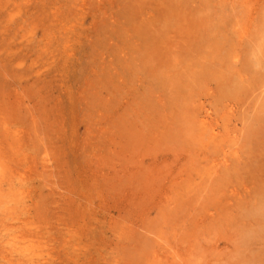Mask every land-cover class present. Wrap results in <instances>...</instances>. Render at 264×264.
Here are the masks:
<instances>
[{"label": "rangeland", "instance_id": "obj_1", "mask_svg": "<svg viewBox=\"0 0 264 264\" xmlns=\"http://www.w3.org/2000/svg\"><path fill=\"white\" fill-rule=\"evenodd\" d=\"M0 264H264V0H0Z\"/></svg>", "mask_w": 264, "mask_h": 264}, {"label": "bare ground", "instance_id": "obj_2", "mask_svg": "<svg viewBox=\"0 0 264 264\" xmlns=\"http://www.w3.org/2000/svg\"><path fill=\"white\" fill-rule=\"evenodd\" d=\"M233 89V88H232ZM231 89V90H232ZM235 91V90H234ZM255 130H256V128H255ZM259 132V131H258ZM260 133V132H259ZM167 134V133H166ZM255 134V133H254ZM261 134V133H260ZM255 136V135H254ZM127 139V138H126ZM260 139H262V137L260 138ZM167 141V140H166ZM263 143V142H262ZM140 144V143H139ZM19 146V145H18ZM128 157V156H127ZM237 162V161H236ZM235 163V162H234ZM252 165V164H251ZM261 167V166H260ZM236 168V167H235ZM255 168V167H254ZM229 175V174H228ZM229 177V176H228ZM153 178V177H152ZM224 179V178H223ZM160 187V186H159ZM215 187V186H214ZM262 220V219H261ZM263 223V222H262ZM263 228V227H262ZM246 233V232H245ZM249 235V234H248ZM245 236H247V235H245ZM251 237V236H250ZM248 239V238H247ZM251 239V238H250Z\"/></svg>", "mask_w": 264, "mask_h": 264}]
</instances>
